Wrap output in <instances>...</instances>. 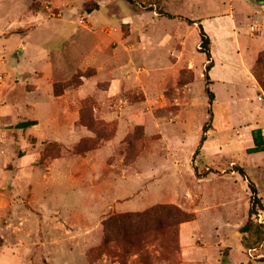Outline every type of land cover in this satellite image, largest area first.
Returning <instances> with one entry per match:
<instances>
[{"label":"rangeland","instance_id":"obj_1","mask_svg":"<svg viewBox=\"0 0 264 264\" xmlns=\"http://www.w3.org/2000/svg\"><path fill=\"white\" fill-rule=\"evenodd\" d=\"M256 129L259 0H0V264H264L238 232L249 184L264 206ZM161 206L189 218L174 238L103 246L104 222Z\"/></svg>","mask_w":264,"mask_h":264},{"label":"trees","instance_id":"obj_2","mask_svg":"<svg viewBox=\"0 0 264 264\" xmlns=\"http://www.w3.org/2000/svg\"><path fill=\"white\" fill-rule=\"evenodd\" d=\"M168 19H174L169 15H165ZM198 25V32L200 37L199 52L205 55L206 66L205 72H209L214 64L210 55V39L200 24V21L191 22ZM208 99V106L211 107L214 101V95L206 88ZM208 124L202 128V135L199 139L197 150L199 151L205 142V134L209 130L212 121V114L210 109L208 111ZM252 147L247 150L249 155L261 153L264 155V137L260 129L251 132ZM240 176L245 177L243 170L238 169ZM252 192V201L248 209V218L244 225L238 230L240 234V244L245 251H257L264 248V224H259L256 221L258 211H264V206L261 200L256 197V190L253 185L249 184ZM159 208L150 209L144 213L134 215H122L112 220L103 223L102 244L104 247L108 245H129V247L139 249L143 244V240L148 237L157 236L162 232L169 233L173 238L177 235V227L189 221L184 214L175 208ZM171 232V233H170ZM143 241V242H142ZM259 262H264V257L259 259ZM247 264H252L249 261Z\"/></svg>","mask_w":264,"mask_h":264},{"label":"flooded vegetation","instance_id":"obj_3","mask_svg":"<svg viewBox=\"0 0 264 264\" xmlns=\"http://www.w3.org/2000/svg\"><path fill=\"white\" fill-rule=\"evenodd\" d=\"M259 3L261 4V3H264V0H259Z\"/></svg>","mask_w":264,"mask_h":264},{"label":"water","instance_id":"obj_4","mask_svg":"<svg viewBox=\"0 0 264 264\" xmlns=\"http://www.w3.org/2000/svg\"><path fill=\"white\" fill-rule=\"evenodd\" d=\"M254 1H258V0H254Z\"/></svg>","mask_w":264,"mask_h":264},{"label":"crops","instance_id":"obj_5","mask_svg":"<svg viewBox=\"0 0 264 264\" xmlns=\"http://www.w3.org/2000/svg\"><path fill=\"white\" fill-rule=\"evenodd\" d=\"M262 135H263V133H262Z\"/></svg>","mask_w":264,"mask_h":264}]
</instances>
